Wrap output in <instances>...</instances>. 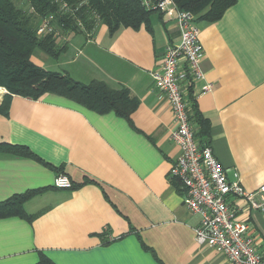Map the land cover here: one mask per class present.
Segmentation results:
<instances>
[{
  "label": "crops",
  "instance_id": "1",
  "mask_svg": "<svg viewBox=\"0 0 264 264\" xmlns=\"http://www.w3.org/2000/svg\"><path fill=\"white\" fill-rule=\"evenodd\" d=\"M224 12L216 22L196 23L203 79L192 95L209 125L199 145L209 146L226 177L237 173L250 192L264 184V0H236ZM150 27L120 28L112 37L102 24L94 32L63 31L57 59L39 50L30 57L43 70L85 84L125 87L138 105L130 125L55 94L9 96L0 143L26 146L39 160L0 153V202L42 191L24 204L28 219L0 218V264H37L41 256L52 264H230L195 243L199 218L168 177L180 150L170 139V105L151 74L165 47L179 42V31L160 13ZM46 58L59 64L46 65ZM60 174L70 189L53 187ZM248 222L264 262V214Z\"/></svg>",
  "mask_w": 264,
  "mask_h": 264
},
{
  "label": "trees",
  "instance_id": "2",
  "mask_svg": "<svg viewBox=\"0 0 264 264\" xmlns=\"http://www.w3.org/2000/svg\"><path fill=\"white\" fill-rule=\"evenodd\" d=\"M179 11L190 13L195 22L218 21L236 0H172ZM65 6V8H63ZM139 0H0V87L3 95L0 112H5L9 96L16 95L37 100L44 94L64 97L99 114L114 113L129 122L138 105L127 88H111L104 82L87 84L71 78L66 73L43 70L30 59L39 50L57 59L63 47H58L52 35L38 37L37 26L46 16L52 15L58 29L69 32H94L98 25H105L112 37L120 28L139 29L142 25L150 31L152 14ZM190 112L188 122L198 144L208 138V121L199 115L196 99L188 89ZM196 125L197 132L192 128ZM203 147V146H202ZM0 153L15 157L39 160L26 146L0 143ZM42 190H28L0 202V218L18 216L28 219L24 204ZM158 264H162L157 261ZM37 264H52L41 256Z\"/></svg>",
  "mask_w": 264,
  "mask_h": 264
},
{
  "label": "built area",
  "instance_id": "3",
  "mask_svg": "<svg viewBox=\"0 0 264 264\" xmlns=\"http://www.w3.org/2000/svg\"><path fill=\"white\" fill-rule=\"evenodd\" d=\"M147 10L158 11L173 21L179 31V42L164 49L160 68L152 72L155 87L164 94L170 105L175 129L170 139L180 150L168 172L170 180L178 182L184 192L183 204L199 222L194 230L197 245L207 246L223 255L230 264H264L255 243L248 234L249 219L253 213L264 214V184L253 191H245L238 174L234 180L226 176L209 146H200L194 139L188 118V92L196 81L203 79L202 47L198 40L195 18L179 11L172 0H139ZM65 8V6L63 7ZM52 15L41 18L36 34L60 38V29ZM206 84L205 91L210 89ZM7 91L0 87V95ZM70 179L60 174L53 187L70 189Z\"/></svg>",
  "mask_w": 264,
  "mask_h": 264
},
{
  "label": "rangeland",
  "instance_id": "4",
  "mask_svg": "<svg viewBox=\"0 0 264 264\" xmlns=\"http://www.w3.org/2000/svg\"><path fill=\"white\" fill-rule=\"evenodd\" d=\"M60 32V35H61V32H63L62 30H60L59 31ZM42 37H44V36H42ZM36 53H40L41 55H42V53L41 52H39V51H37ZM44 55V54H43ZM42 55V56H43ZM47 59V61H46V65H55V64H59V62H56V61H53V60H51L50 58H46ZM46 69L45 70H48L49 68L48 67H45Z\"/></svg>",
  "mask_w": 264,
  "mask_h": 264
}]
</instances>
